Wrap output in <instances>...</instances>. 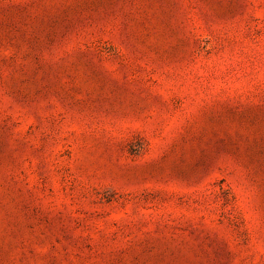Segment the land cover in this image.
Masks as SVG:
<instances>
[{"label":"rangeland","instance_id":"374dc122","mask_svg":"<svg viewBox=\"0 0 264 264\" xmlns=\"http://www.w3.org/2000/svg\"><path fill=\"white\" fill-rule=\"evenodd\" d=\"M0 264H264V0H0Z\"/></svg>","mask_w":264,"mask_h":264}]
</instances>
